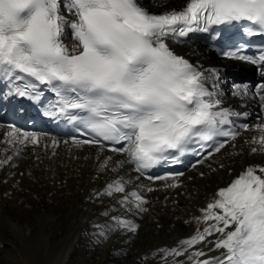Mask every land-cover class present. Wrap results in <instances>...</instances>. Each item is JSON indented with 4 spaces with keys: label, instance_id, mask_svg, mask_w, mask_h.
I'll use <instances>...</instances> for the list:
<instances>
[{
    "label": "snow or ice",
    "instance_id": "obj_1",
    "mask_svg": "<svg viewBox=\"0 0 264 264\" xmlns=\"http://www.w3.org/2000/svg\"><path fill=\"white\" fill-rule=\"evenodd\" d=\"M61 8V0H0V78L29 80L14 89L21 97L29 96V90L35 88L32 81L51 87L58 97L56 111L94 134L90 140H73L76 146L94 144L103 149V142L123 144L111 148L127 156L118 163L135 164V171L143 174L144 169L168 160L171 153L183 154L194 140L209 142L224 137L208 152L211 156L225 147L228 138L235 139L238 133L223 126L231 124L230 118L238 114L220 108L219 100L212 101L204 73L174 54L165 38L206 32L208 25L241 20L264 29V0H188L182 10L162 15L147 13L136 0H64L63 8L75 17L72 21ZM66 25L77 42L72 51L61 39ZM224 56L264 68V51L257 57L240 55L239 51L224 52ZM256 95L264 109V83L256 85ZM69 110L87 115H71ZM242 127L249 128L246 124ZM255 128L261 132L259 150L264 151V122ZM6 136L10 137L8 143H38L36 133L21 134L14 128ZM252 142L257 143L256 137ZM257 151L252 148V152ZM6 162L0 161V165ZM170 162L178 161L172 156ZM257 172L264 173V167H249L230 185L220 188L219 198L201 210L202 220L213 223L180 241L179 247L162 250L165 258L186 255L189 248L215 232L222 234L215 241V248L224 250L221 255L206 257L199 250L188 257L190 261L264 264V176ZM126 183L116 179L106 186L104 194L124 193ZM129 197L134 198L139 211H146L143 205L147 201L140 193L124 195L122 203H130ZM112 219L115 226L129 232L138 229L132 221ZM96 227L101 229L99 235L106 236V226ZM202 257L206 258L198 259Z\"/></svg>",
    "mask_w": 264,
    "mask_h": 264
},
{
    "label": "bare ground",
    "instance_id": "obj_2",
    "mask_svg": "<svg viewBox=\"0 0 264 264\" xmlns=\"http://www.w3.org/2000/svg\"><path fill=\"white\" fill-rule=\"evenodd\" d=\"M181 1L140 0L156 9ZM62 13L69 15L65 8ZM64 38L75 46L68 30ZM183 48L197 63L222 64L198 44ZM214 80L221 85L228 108L253 105L223 79ZM250 132L261 135L258 129ZM253 147L258 151L252 152ZM259 149L251 139L238 140L185 173L175 189L141 194L147 201L143 212L131 197L130 203H122L124 195L139 192L141 182L134 179L129 166L118 163L120 156L108 160L107 153L98 154L92 148H58L53 155L36 149L35 153L27 150L20 156L10 155L13 161L0 168V264H194L188 259L194 251L202 250L206 257L220 256L224 250L216 249L215 241L222 234L215 232L184 256L165 258L162 250L179 247L180 241L213 223L202 220L201 210L219 198L218 190L246 164L264 165V151ZM105 160L107 166L101 168ZM119 178L127 181L125 192L104 194L106 186ZM113 217L132 221L137 231L115 226ZM97 225L106 226V236L99 235Z\"/></svg>",
    "mask_w": 264,
    "mask_h": 264
}]
</instances>
